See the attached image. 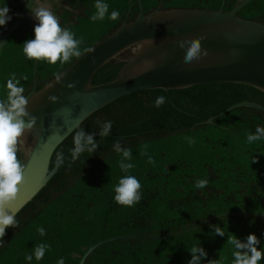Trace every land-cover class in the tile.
I'll return each instance as SVG.
<instances>
[{"label": "trees", "instance_id": "16d2710c", "mask_svg": "<svg viewBox=\"0 0 264 264\" xmlns=\"http://www.w3.org/2000/svg\"><path fill=\"white\" fill-rule=\"evenodd\" d=\"M79 1L81 14L69 19L70 13H65L67 17L60 19L61 26L76 39L80 37L73 29L83 24V15L90 19L88 12L96 3ZM240 1L141 0V6L144 14L156 8L216 10L222 6L227 11ZM119 3L118 20L105 22L106 33L95 42L84 45L83 41L82 52L105 39L125 19L136 17L137 0ZM237 15L264 23V0L250 1ZM31 39L34 28L23 21L3 46L0 100L7 99L6 83L13 73L24 94L30 92L34 60L25 56L23 44ZM130 55L131 49H127L105 62L89 84L114 80ZM77 59L55 65L36 61L35 90ZM25 76L27 79H22ZM159 96L166 97V102L156 107ZM240 101L264 106V92L233 82L146 89L119 97L89 114L57 145L49 170L73 141L75 131L100 133L101 124L107 121L112 122V131L105 137L93 136L97 149L92 154L83 153L75 162L70 150L55 174L16 213L19 227L6 229L0 264H58L61 258L65 264H78L90 246L116 236L123 237L98 245L83 264H189L193 246L207 253L200 264L209 260L233 264L234 248L227 243L232 235L246 242L247 236L254 234L260 241L257 249L264 251V138L251 143L247 140L258 126L264 127V112L242 106L203 124ZM117 140L123 149L131 150V159L114 150ZM20 158L23 160L22 153ZM122 160L133 167L121 170ZM129 175L140 182L142 194L131 207L114 200L119 180ZM199 180H207V186L196 188ZM216 225L226 233L223 237L215 234ZM40 227L45 229L44 236L38 231ZM169 234L174 235L141 237ZM40 244L49 246L44 257L37 261L33 256L27 261L25 257ZM258 264H264V258Z\"/></svg>", "mask_w": 264, "mask_h": 264}, {"label": "water", "instance_id": "95a60500", "mask_svg": "<svg viewBox=\"0 0 264 264\" xmlns=\"http://www.w3.org/2000/svg\"><path fill=\"white\" fill-rule=\"evenodd\" d=\"M250 1L241 0L227 11L222 6L216 10L156 8L144 14L141 0H137L138 13L133 20L125 19L116 30L92 47V53H84L61 71V83H56L54 77L38 91L35 90L34 60L33 86L26 95V110L37 119L31 132L25 134V147L30 148L32 154L29 156L22 152L27 165L25 183L20 186L11 213L16 214L39 192L55 174L74 143L72 141L67 146L60 160L49 170L50 159L57 145L89 114L119 97L146 89L169 90L211 82L242 83L264 92V23L237 15ZM31 2L29 0L28 5L24 3L16 18L0 35V52L10 35L25 20ZM199 37H204L200 41L201 48L207 49L208 55L186 64L184 56L189 45L180 48L178 42ZM146 39H151L153 43L146 44L139 53L134 52L136 44ZM127 49H131V55L114 80L94 86L89 84L101 65ZM50 83L53 86L47 87ZM70 83H75V88L67 87ZM49 96L58 99L52 102ZM242 106L264 112V106L258 103L240 101L217 116L209 117L203 124L212 123L213 118ZM91 135L101 136L100 133ZM172 235L141 237L163 238ZM120 237L123 236L107 238L90 246L78 264H83L98 245Z\"/></svg>", "mask_w": 264, "mask_h": 264}, {"label": "clouds", "instance_id": "9594fccd", "mask_svg": "<svg viewBox=\"0 0 264 264\" xmlns=\"http://www.w3.org/2000/svg\"><path fill=\"white\" fill-rule=\"evenodd\" d=\"M29 0H25L28 5ZM96 12L90 17V20L103 21L106 16L112 21L118 20L120 12L113 10L108 15L109 5L103 0H96ZM10 9L7 5L0 6V26H5L11 21L12 16L9 15ZM30 13L38 24L34 27V39L25 41L23 44V53L29 60L46 61L51 65H55L58 61L60 64L70 63L73 57L80 58L84 53H92L94 49L84 48L80 50V45L83 39L74 38V33L67 28L61 26L59 19L52 12L51 6L44 0H32L30 5ZM204 37L189 38L188 40H180L178 46L184 48L188 44L184 62L190 64L193 61L201 60L208 55L207 49L201 48L200 41ZM151 39H146L136 44L134 52L142 51L146 44H152ZM63 73L55 75V82L61 83ZM27 79V77H22ZM20 85V80L13 73L11 78L7 80L6 88L8 90L7 99L0 100V247L4 244V236L6 229L9 227H19V222L16 219V214L11 213V206L16 201L20 186L25 183L24 172L27 167L26 163L20 158V153L26 152L27 155L32 154L30 148H26V133H30L36 125V117L32 116L26 109L28 105L27 96L24 94L25 89ZM50 83L47 87H52ZM75 83L67 85L69 88H75ZM46 87V88H47ZM48 99L56 102L58 97L49 96ZM166 102V97L159 96L156 98L155 106L160 107ZM27 118V119H25ZM99 123V122H98ZM78 127V125L76 126ZM112 131V122L107 121L101 124V137L107 136ZM264 138V127L258 126L255 134H249L247 140L251 142L259 141ZM74 147L71 149L70 155L73 162L81 157L85 152L92 154L99 146L94 140L93 135L86 134L83 129L75 131L73 136ZM116 152H122L123 158L131 159V150L123 149L119 140L114 144ZM63 155V154H61ZM60 157H58V161ZM131 163L120 162V168L123 171L131 169ZM207 180H199L196 183V188L203 189L207 186ZM140 182L134 176H125L119 180L115 187L114 200L122 206L131 207L142 199L140 192ZM215 234L223 237L226 233L218 225L213 226ZM41 236H44L45 229H38ZM227 243L234 248L232 256L233 264H258L264 258V251L258 250L257 245L260 241L256 235L249 234L246 242H242L234 235L228 237ZM49 246L40 244L34 248L32 255H27L25 259L32 261L33 256L37 261L41 260L45 251ZM243 250V251H241ZM192 259L189 264H200L202 258L207 257V253L203 248L193 246L190 250ZM58 264H65L64 258L58 261ZM208 264H218L216 260H209Z\"/></svg>", "mask_w": 264, "mask_h": 264}, {"label": "crops", "instance_id": "0c3cea01", "mask_svg": "<svg viewBox=\"0 0 264 264\" xmlns=\"http://www.w3.org/2000/svg\"><path fill=\"white\" fill-rule=\"evenodd\" d=\"M45 3L49 4L51 6L52 12L57 16L59 21L63 18L65 13L68 14L69 19H75V17L82 13V11L79 10V5L81 2H77V0H44ZM25 3V0H0V6L7 5V7L10 9L9 15L12 16L11 21H9L5 27H9L12 21L16 18V16L19 14L20 10L22 9L23 5ZM29 17L26 20V18ZM24 22L30 24L33 28L38 24V21L34 19L33 15L30 13L27 14ZM3 27L0 26V35L3 33Z\"/></svg>", "mask_w": 264, "mask_h": 264}, {"label": "rangeland", "instance_id": "374dc122", "mask_svg": "<svg viewBox=\"0 0 264 264\" xmlns=\"http://www.w3.org/2000/svg\"><path fill=\"white\" fill-rule=\"evenodd\" d=\"M119 1L120 0H103L104 3H107L109 5V11H108L109 16L111 14L110 11H113V10L118 11L120 7ZM95 12H96L95 4H93L91 10L88 12V15L91 17L93 14H95ZM65 17L67 16L65 15ZM83 17H84L82 21L83 24L80 27H75L73 31L77 32L80 39L81 38L83 39L84 45H88V44L95 42L102 35L106 33L107 27L104 25V23L107 21H110V19H108V16H106L103 21L98 20V21L93 22L86 16L83 15ZM28 18L29 17H27L26 20H30Z\"/></svg>", "mask_w": 264, "mask_h": 264}, {"label": "built area", "instance_id": "2783aa9c", "mask_svg": "<svg viewBox=\"0 0 264 264\" xmlns=\"http://www.w3.org/2000/svg\"><path fill=\"white\" fill-rule=\"evenodd\" d=\"M2 30H3V32H4L5 30H7V27L4 26Z\"/></svg>", "mask_w": 264, "mask_h": 264}]
</instances>
